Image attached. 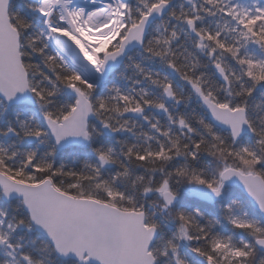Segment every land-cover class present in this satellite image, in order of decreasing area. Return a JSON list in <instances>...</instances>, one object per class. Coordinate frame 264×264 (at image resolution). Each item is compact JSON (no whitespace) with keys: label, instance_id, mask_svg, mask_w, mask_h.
Here are the masks:
<instances>
[{"label":"snow or ice","instance_id":"1","mask_svg":"<svg viewBox=\"0 0 264 264\" xmlns=\"http://www.w3.org/2000/svg\"><path fill=\"white\" fill-rule=\"evenodd\" d=\"M0 264H264V0H0Z\"/></svg>","mask_w":264,"mask_h":264}]
</instances>
